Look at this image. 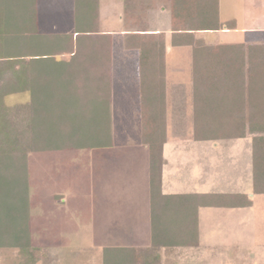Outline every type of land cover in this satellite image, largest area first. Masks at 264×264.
Segmentation results:
<instances>
[{
    "label": "trees",
    "instance_id": "1",
    "mask_svg": "<svg viewBox=\"0 0 264 264\" xmlns=\"http://www.w3.org/2000/svg\"><path fill=\"white\" fill-rule=\"evenodd\" d=\"M158 1L170 9L173 30L181 31L175 33L173 42L193 45L194 138L229 141L252 134L253 192L264 193V104L255 103L257 109L249 120L223 114L216 117V110L209 109L214 108L212 103L204 104L208 99L225 96V88L219 87L224 76L217 73L215 53L243 45L208 48L192 33L219 30L225 25L234 28L235 20L220 21L219 0H126L129 27L144 28L147 11ZM87 4H93L92 0H78L77 9H87ZM6 20V2L0 0V249L17 250L19 260L13 264H58L61 252L33 243L29 157L39 151L111 146L109 89H90L93 97L87 98L80 97L75 88L41 86L38 80L25 83L23 47L29 35L7 32ZM156 36L159 42L141 38L140 34H130L127 40L128 47L138 48L141 53L139 131L149 149L152 241L148 246L105 247L102 264H163L164 253L176 246H199L200 207L253 204L247 193H163V146L167 140L165 45L164 34ZM22 92H29L27 101L6 103L7 96ZM250 92L256 98L264 97V88L255 87ZM232 94L228 92V96Z\"/></svg>",
    "mask_w": 264,
    "mask_h": 264
},
{
    "label": "rangeland",
    "instance_id": "2",
    "mask_svg": "<svg viewBox=\"0 0 264 264\" xmlns=\"http://www.w3.org/2000/svg\"><path fill=\"white\" fill-rule=\"evenodd\" d=\"M5 2L7 21L18 20L22 22L19 30H25L24 17L20 20L19 14L29 9L26 0ZM263 12V0H220L221 19L235 18L240 28L248 26L254 16L260 22ZM154 14L152 12L151 16ZM160 21L157 25L169 26L168 11ZM114 22L117 25L118 19ZM155 22L152 19L153 26ZM242 35L241 31H233L223 34V38L242 40ZM174 49L181 52L185 72L181 76L185 79L189 74V48ZM28 97L22 92L7 96L5 101L13 105L27 101ZM125 104L113 105V146L39 151L29 157L33 243L61 252L58 264H98L103 256L102 246L140 244L150 237L147 150L138 137V103L127 104L128 113ZM181 120L170 117L167 152H173L175 145L187 144L190 139L179 136L187 130L186 121ZM195 143L200 148L202 144H211ZM247 143L248 139H241L224 150L219 147L209 153L211 160L194 163L192 171L186 163L179 168L180 175L205 176L206 182L193 185L196 190L242 191L253 199L249 207L201 208L202 239L208 246L201 258L209 264H264V193L253 192L250 167L249 175L245 167L237 168L248 160L251 163V151L245 149ZM221 175L223 181L213 184L212 178ZM224 175L229 178L224 179ZM180 188L183 189L184 184ZM18 260L16 249H0V264H13Z\"/></svg>",
    "mask_w": 264,
    "mask_h": 264
},
{
    "label": "crops",
    "instance_id": "3",
    "mask_svg": "<svg viewBox=\"0 0 264 264\" xmlns=\"http://www.w3.org/2000/svg\"><path fill=\"white\" fill-rule=\"evenodd\" d=\"M26 2L29 9L27 8L28 10H26L24 14H19L20 20L24 17L25 21L23 24L25 30H19L20 22L18 20L14 21L15 19H11L9 22L6 20V23H8L6 25L7 32H23L29 35V37L24 39L23 47L24 82L28 83L29 81L34 82V80H38L41 86L75 88V92L77 94L79 92L80 97L87 98L93 97L92 92L89 91L90 89L108 88L110 112L112 117L113 144L114 103L125 102L127 108L125 112L127 113V104L132 102L138 103L136 108L137 121L140 122V109L142 102L141 53L138 48L127 46L128 36L130 34H140L143 36L141 38L149 40L156 39L157 42H159V36L156 35L163 33L165 45V96L167 106V140L163 146V193H246L242 191H227L222 189L211 191L196 190V187L193 185L195 182H206L205 176L200 175L194 177L191 175L184 176L179 174L181 164H188L187 168L192 171L194 163H201L202 160L204 161L207 158L211 160L209 153L214 152V150L216 151L217 149L219 150V147L220 149L222 148V150H224V148H229L236 141L241 139H248V143L245 144V149L251 151L252 154V134L248 133L245 137L229 141L196 140L194 138L193 45L185 42L178 44L173 42L175 33H180L181 31L173 30L172 15L169 8L158 1L155 8L149 9L146 13L144 19L146 26L142 29H137L129 27V20L125 11L126 0H97V3L96 0H92L93 4H87V9H77L78 0H26ZM255 8L256 5L254 9ZM166 11L170 14L169 26L163 27L157 25L161 22L160 18ZM152 12L155 13L154 17L151 16ZM255 12H257L256 9ZM219 17L221 22L235 20L234 28H228L225 25L219 30H197L192 32L194 37L203 41L208 48L214 45L242 44L243 46L219 49L218 52L215 53L218 57L217 61L219 63L216 65L217 73H222L224 76L221 80V86L219 87H222L223 89L225 88L223 91L225 96L208 99L204 101V104L207 105L212 103L214 108H208L212 112L216 110L213 112L216 117H220L219 114H223V116L232 119L243 118L249 120L257 109L255 103L264 104V97L256 98L255 96L250 95V91L254 90L255 87L264 88V48L260 47V45L264 44V12L263 18L260 22H258L254 16V18H252V20L250 19L248 22V26L240 28L237 19L235 18L229 20L221 19L219 0ZM116 19H118L117 25H115L114 22ZM152 19H154V22L156 21L155 26L152 24ZM233 31H241L244 33V35H242V40H227L226 38H223V34H228ZM174 48H189L187 52L189 59V74L185 79L181 76L182 72H184L180 61L181 52ZM170 62L172 64L171 66ZM229 72L230 77L228 78L227 73ZM251 78H253L254 82L251 81ZM46 81L47 84H45ZM170 85L171 92L169 91ZM84 89H87L88 91H84ZM229 91L233 93L232 96H228ZM23 93L29 96V92ZM222 106H224V109ZM171 116L186 121L187 130L183 131L180 135H177L190 137V139H188L189 141L187 144L183 143L175 145L173 147L175 148L173 152L171 150L167 152L166 144L169 141L168 126H170L169 121ZM262 116L264 117V114ZM178 124H180V121ZM138 137L140 143L147 150L148 158V211L150 214V237L148 238V241H144L140 244L105 245L102 246V253L105 247L148 246L152 241L149 149L142 142L140 131ZM196 141L208 142L211 144H202V148H200L199 145L195 143ZM113 144L111 146H113ZM234 155L235 154L230 157L234 158ZM143 158L144 157H142V159ZM240 158L239 161L241 160ZM249 161L250 160H248V163H244L243 166H237V168L239 167L240 169V167H242L243 169L245 167L247 175H249L250 173H248V171L250 167L253 182L252 156L251 163ZM207 172H209L208 168H206V173ZM228 178L229 177L225 176L224 179ZM222 181V175L220 178H212V183L214 182L216 185L219 184L218 182ZM181 184H184L183 189L180 188ZM248 195L252 198L250 194ZM201 208L203 207L199 208V246H188L187 244L176 246V249H171L169 252L164 253L163 264H209L205 258H201L204 249L208 247L202 239V228L200 226ZM102 263L103 256L98 264Z\"/></svg>",
    "mask_w": 264,
    "mask_h": 264
}]
</instances>
